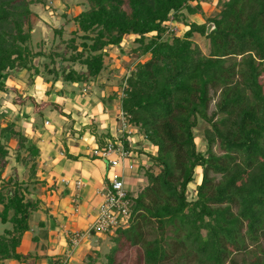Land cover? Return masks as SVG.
Instances as JSON below:
<instances>
[{
    "label": "trees",
    "instance_id": "16d2710c",
    "mask_svg": "<svg viewBox=\"0 0 264 264\" xmlns=\"http://www.w3.org/2000/svg\"><path fill=\"white\" fill-rule=\"evenodd\" d=\"M81 1L87 8L70 19L80 35L70 33L64 44L71 53L51 50L46 56L83 71L43 68L40 75L30 60L43 54H31L27 43L34 17L29 7L42 0H0V92L6 93L5 79L18 70H32L46 83H93L103 72V50L134 36V51L146 58L121 84L118 103L129 127L154 151L146 154L150 164L137 169L144 185L130 190L127 225L106 235L111 247L105 264H115L123 246L138 248L139 264H235L231 256L238 253L254 258L248 264H264L263 250L250 251L264 240V92L258 82L264 73V0H216L203 23L188 17L203 15L200 3L210 0ZM170 23L184 28L171 33ZM209 23L214 29L205 35ZM52 33L64 42L62 27ZM194 35L206 41V53ZM199 121L207 125L204 153L192 133ZM7 129L4 141H14L15 162L30 163L34 175L38 149L22 131ZM91 133L103 146V136ZM124 140L126 150L141 153ZM7 154L0 142V225H9L0 232V264L30 257L17 249L39 206L26 196L35 183L30 175L25 183L16 177L3 181ZM195 169V199L188 201Z\"/></svg>",
    "mask_w": 264,
    "mask_h": 264
},
{
    "label": "crops",
    "instance_id": "0c3cea01",
    "mask_svg": "<svg viewBox=\"0 0 264 264\" xmlns=\"http://www.w3.org/2000/svg\"><path fill=\"white\" fill-rule=\"evenodd\" d=\"M215 3L216 0L200 3L203 15L206 14L203 5L214 8ZM170 25L177 26L173 23ZM38 78V81L33 79L28 83V92L21 95V100L15 102L16 105L13 103L7 107L10 109L9 113L14 111L15 119L20 117L21 131L24 135L29 131L28 136H25L33 140L39 151L35 160V174L28 173L35 183L28 186L30 193L26 196L29 201H38L37 210L44 212V215L37 210L34 212L38 232L34 235L29 223L30 229L23 235L17 249L30 257L20 263L7 260L3 264H97L101 258L98 248L105 244L107 238L106 235L92 234L91 237L87 230L101 201L100 195L109 168L105 160L91 154L98 146L91 130L101 134L103 140L125 138L130 149H135V144L132 145L133 137L140 135H136L134 128H128L126 134L120 131L121 126L116 118L119 95L116 88L105 86V79L86 85L78 84L74 90L68 83L58 80L52 84L44 82L42 77ZM46 91L49 93L45 94ZM14 94L15 91L12 95ZM2 96L6 98L11 94L3 93ZM107 96L109 98L105 100ZM47 107L50 114H45L42 125H38L34 122L35 117ZM1 108L3 106H0L2 115ZM45 121L47 125H44ZM142 142L141 153H136L132 162H136L137 169L140 165L145 168L150 164L146 154L153 150L145 141ZM137 169L131 172L123 170L124 186L128 190L132 189L131 181L135 182L132 186L142 187L143 178L138 175ZM61 180L64 182H60ZM72 232L82 233L78 244L73 248L69 243ZM39 243L47 247L46 254L42 256L35 251V246Z\"/></svg>",
    "mask_w": 264,
    "mask_h": 264
},
{
    "label": "rangeland",
    "instance_id": "374dc122",
    "mask_svg": "<svg viewBox=\"0 0 264 264\" xmlns=\"http://www.w3.org/2000/svg\"><path fill=\"white\" fill-rule=\"evenodd\" d=\"M213 5V4H211ZM204 10L206 12L205 15L196 14L194 16L188 17L189 21H193L195 23H203L205 17L207 15H211L214 13L212 11L214 8L213 6L209 5H203ZM31 12L34 14V17L31 18L32 21V31L30 32V41L27 43V46L29 47L31 54H36L37 52H41L43 56H36L32 57L30 60V65L33 68H36L37 71H40L41 73H45L44 69L53 70L54 72L60 73V71L64 68L66 71L69 68H73L75 71H83V68L78 64L71 65L68 62H62L57 56L53 57V61H50V58H48L46 55L52 53L51 50H55L56 53H62L64 57H67L71 52L69 50H66L65 47V41L67 39H70L72 35L70 33H76V35H80L78 32L76 26L74 23L70 20L72 16H75L79 11L85 10L87 8L86 4H84L81 0H42L41 3L37 5H31L30 7ZM208 11V12H207ZM210 13V14H209ZM63 14V18H61V15ZM59 27H62V35L61 39L64 42H59V37L56 36L54 33H52L53 29H57ZM172 27V28H171ZM170 32L172 33H179L183 30L181 25L177 26H171ZM75 37V36H74ZM134 36H126L124 37L123 41L120 44V47H110L104 51V68L103 72L100 74V78L90 81H100L101 78L105 79L107 88H116L118 97L121 96V92L119 91L121 84L123 85L125 79L129 76V74L134 70V67L137 63H140L145 60L146 56H140L138 53L134 51L136 48V44L133 42ZM194 42L198 45V47L203 51V53H206L205 51V43L206 41L199 37L198 35H194L193 37ZM78 39H75V44H78ZM54 52V51H53ZM13 76H8L5 79V87L7 88L6 95L11 94V96L4 98L2 94H0L1 105L3 106V113L0 116V142L2 143L3 147L7 149V156H6V166L2 173L3 181L7 179L8 177L11 178H17L20 181H23L24 183L27 180L28 176V170L30 163L26 166H22L20 163L15 162V153L13 150L14 145L12 144L14 141L9 140L7 142L4 141L8 137L7 128L10 126H13V130H22L21 124L19 123L20 117L17 119L14 118L13 112L10 111V109L7 107V105H16L15 102L21 100V95L23 93L28 92V83L33 81L35 79L36 81L39 80L38 76H35L32 74V70L25 71V70H18L16 72H12ZM11 75V74H10ZM34 76L32 79L31 77ZM49 78L50 75H43V77ZM51 79V78H50ZM258 82L262 87V91L264 92V73L260 75L258 78ZM64 85V84H63ZM80 85V84H79ZM86 85V84H85ZM68 86H71L74 90L77 88L78 84L73 83L72 85L68 84ZM90 86V85H89ZM65 87V85H64ZM124 87V86H122ZM15 91V94L12 95L13 91ZM18 94H17V92ZM12 92V93H10ZM76 91H74L75 93ZM1 93V92H0ZM18 95V96H17ZM19 97V98H18ZM25 97V96H24ZM216 100V96L213 97V101L210 103L208 107V113L212 111L213 109V103ZM119 106V103H118ZM7 109V110H6ZM44 109V108H43ZM41 114H38L35 117V123L38 125H42L43 123V116L46 114L49 116L50 110L47 107L46 109L42 110L40 112ZM117 117V116H116ZM52 118V117H51ZM50 118V119H51ZM119 123V119L117 120ZM51 122H53V119H51ZM52 124V123H51ZM207 125L199 121L197 126L192 130L193 138H194V144L200 153H204L205 151V144L203 140L202 131L204 128H206ZM45 130H48L47 128H44ZM27 132V130H26ZM24 133V132H23ZM29 133V131H28ZM28 133L26 136H28ZM137 133V132H136ZM120 135H122L120 133ZM138 135V133L136 134ZM31 141H33L31 139ZM35 141V140H34ZM125 141V140H124ZM134 141V142H133ZM132 145L135 144V150L138 152L139 149L142 147V139L141 136L133 137ZM128 144V143H127ZM128 146H130L128 144ZM138 147V148H137ZM214 152L218 153V150L216 147L213 148ZM154 149L152 152L153 153ZM22 153V152H21ZM24 152L22 153V155ZM23 157V156H20ZM36 165V164H35ZM156 173L157 170L153 169ZM30 171V170H29ZM200 174L199 169H195V174L193 181L190 183V185L186 188V199L188 201L194 200V186L196 185L198 181V175ZM215 179L218 178V176L214 177ZM131 183V184H130ZM129 184L132 187V189H139L136 188V186H132L134 181H131ZM142 185H144V179L142 180ZM131 189V190H132ZM35 212V211H34ZM32 212L31 217L29 219L31 230L34 232V235L37 234L38 228L35 226V222H37L36 216ZM38 213L44 215V212H40V210H37ZM34 219H36L34 221ZM9 225L1 226L0 225V232L4 228H8ZM31 234V233H30ZM82 234V233H81ZM89 236H91L90 233H87ZM203 235L204 232H201ZM99 236V235H95ZM92 237V236H91ZM106 238H108L106 236ZM259 247L255 248L254 246L250 248V251H253L257 255H259L258 250L261 249L264 251V240L260 239L259 241ZM109 247H111V243L108 239H106L105 244H102L98 249L101 251V258L99 261H97V264H105L104 254L108 251ZM70 250V247L68 248ZM35 251L39 254L44 255L47 252V247H44L41 243L37 244L35 246ZM140 254V251L137 247H122V250L120 253L117 254L115 258V264H139L137 261V257ZM231 258L234 259L235 264H248L252 258L250 255L244 254V253H238ZM264 258V253H263ZM227 264V262H226Z\"/></svg>",
    "mask_w": 264,
    "mask_h": 264
},
{
    "label": "built area",
    "instance_id": "2783aa9c",
    "mask_svg": "<svg viewBox=\"0 0 264 264\" xmlns=\"http://www.w3.org/2000/svg\"><path fill=\"white\" fill-rule=\"evenodd\" d=\"M170 27L168 31L170 32ZM172 28V27H171ZM117 120L119 119L120 131L128 133V117L121 112L118 107ZM47 125V121L44 122ZM130 134V132H129ZM92 156L106 161L109 171L105 177V184L101 191V201L97 207L96 214L89 224L87 233L92 235H112L118 229L127 225L128 215L132 205L130 190L124 186L123 170L131 172L136 170L135 154L131 150H126L122 143V137L107 138L103 146L95 147L91 151ZM118 168L119 170H116ZM60 182H64L61 180ZM77 184V183H76ZM82 235L79 232H72L70 247L78 244Z\"/></svg>",
    "mask_w": 264,
    "mask_h": 264
},
{
    "label": "water",
    "instance_id": "95a60500",
    "mask_svg": "<svg viewBox=\"0 0 264 264\" xmlns=\"http://www.w3.org/2000/svg\"><path fill=\"white\" fill-rule=\"evenodd\" d=\"M214 29L213 24L209 23L205 26V35H207L210 31ZM30 175H32V172H29Z\"/></svg>",
    "mask_w": 264,
    "mask_h": 264
}]
</instances>
